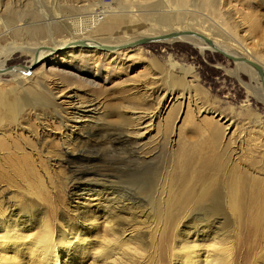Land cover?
<instances>
[{"label":"rangeland","instance_id":"374dc122","mask_svg":"<svg viewBox=\"0 0 264 264\" xmlns=\"http://www.w3.org/2000/svg\"><path fill=\"white\" fill-rule=\"evenodd\" d=\"M156 1L0 0V50L18 49L5 66L25 69L32 59L27 50L82 36L15 37L2 19L6 6L19 13L20 28L76 16L80 5L86 14L107 7L114 14L83 35L115 45L165 29L151 20ZM182 1L159 6L188 17L173 28H205L264 65V0H215V9L207 0L184 7ZM176 2L182 7H172ZM136 46L118 54L61 50L33 64L23 80L0 75V264H41L35 258L44 248L53 255L42 264H207L212 257L218 264H264V96L257 75L192 41ZM161 94L171 95L164 112L138 141L131 116L158 111ZM89 102L97 103L99 116L71 132L74 105ZM115 129L133 133L131 143L111 142ZM135 143L149 163L136 162ZM87 147L115 162L107 174L117 182L113 191L127 199L123 206L105 195L93 207V194L78 189L71 155Z\"/></svg>","mask_w":264,"mask_h":264},{"label":"bare ground","instance_id":"6f19581e","mask_svg":"<svg viewBox=\"0 0 264 264\" xmlns=\"http://www.w3.org/2000/svg\"><path fill=\"white\" fill-rule=\"evenodd\" d=\"M164 1H166V0H159V1L157 0L154 4L150 5V7L152 9H156L157 10V12L155 11L156 13L154 14L153 18L151 19L152 21H154L153 24H155L156 26H159V27L162 26V28L163 29L165 28V29L160 31L159 33H155L154 32V33H151V34H147V36L157 35V34H160V33H166V32H169V31H180V30H185V29L192 30V31H194L196 33L201 34L205 38H208L212 42V44L214 46H216V47H218V48H220V49H222V50H224V51H226V52H228L230 54H234V55L237 54L239 56H244L247 59L252 60V61L260 64L262 66V68H263V71H264V65L261 64L260 62H258L257 59H255L254 57L249 56L246 53V51L242 50V48H241L242 46L241 47H237L236 46L235 49L229 48L228 46H226V45L220 43L218 40H216L215 37H213V35L210 33V31L206 30L205 28H202V27H201V29H195V28H192V27H185V28H180V29L173 28L172 25H170V24H172V23L180 24L181 22L186 20L188 17H186L185 13L183 11H180L179 9L176 10V11H172L170 8H168L167 10H162V9L159 10V6H161ZM187 1H188V3H190V0H183L182 4L183 3L186 4ZM195 1L197 2L199 0H195ZM202 1H204V0H202ZM191 3H193V2H191ZM171 4H174V3H171ZM176 4H178V2H176L174 5H172V7H176V8L182 7V4L181 5H179V4L176 5ZM184 4H183V7L185 6ZM205 4L208 7H210L211 9H215L216 8V1L215 0H207V2L205 1ZM100 5L103 7L102 4H100ZM84 7H85L84 5L76 6L77 10H79V13L76 14V16L73 15L72 17H68V18H59L58 20H57V17H53L52 19L49 18L50 20L48 19V22H46V23L44 22L42 26L27 24L26 22L24 23V21H23L24 24H23L22 28L18 27L17 22L19 20H18L17 17H19V13L15 12L12 9H9V7H7V6L4 7V11H3L4 13H6L5 14L6 16L4 18H2V19L5 20L4 21V25H7V26L11 27L10 32L12 31L11 33H13V35L15 37L18 36L19 34H22V35L24 34L28 39H33V38L39 37V36L44 35V34L51 35V33H55V32H58V31H64V32H66L69 35H75V36H76V34L82 35L78 39L83 40L84 41V45L74 44L75 40H72L74 38L71 37L72 39H69L71 41H69L67 39L66 41L63 40V41H61V42H59L57 44L54 43V46L53 47H49L48 49L27 50L28 53H30L31 56H32L30 64H36V63L44 64L47 61L46 58L48 56H50L51 54H53L54 52H58V51H61V50L65 51V50H68V49H71V48H72V50H73V48H75L74 49L75 51H81V53L82 52L95 53L96 52L95 50H99V51L101 50L103 52H115L114 54H118L119 48H112L111 50L98 49L96 47L97 44H105V45H110V44H106L105 42L100 41L98 39H92V38L84 37V35H83V34L89 32L91 30H94L96 28V26L101 25L103 23V21L105 19L109 18L111 16V14H114V12L108 11L107 7H103L102 10L99 11V12H90V13L86 14L85 13L86 8H84ZM163 7L165 8V6H163ZM32 14H31V16H32ZM186 14H187V12H186ZM245 20L248 21L247 17H245ZM251 23H253V22H251ZM17 28H19V29H17ZM159 30H161V28ZM10 32L8 31L6 33H10ZM133 39H136V38H132V39H130V41L133 40ZM173 39H181V40H184V41H192L194 44L199 46V48L201 50H212V48L209 47L202 39H200L198 37H195V36L180 35V36H177L176 38H173ZM168 40H171V39H168ZM117 43L118 42H115V45H112V47L121 44V43H118V44ZM132 48L138 50L139 46H133ZM16 49L17 48H15L13 46H7V47L2 48L0 50V59L4 60V61L3 60L0 61V70H1L0 71V75L9 73L12 77H14V78H16L18 80L19 79L23 80V79H25V76L29 77V75L31 74L30 70H28L29 67L25 68V66H21V67H23L25 69H20L18 67L13 66L12 69H10V70H4L5 69V61L7 59H9L10 56L15 51L18 50V49L17 50ZM120 49H122V48H120ZM116 51H118V52L116 53ZM106 54H108V53H103L100 56L104 57V56H106ZM235 63H237V64H239L241 66H244V67L246 66V67L250 68L251 70H253L251 67H249L246 64L239 63V62H235ZM253 72L255 73L254 70H253ZM144 86H146V85H144ZM144 89H146L145 91H148L147 88H144ZM169 96H171V95L170 94H163L162 95V97L160 99L163 100V98H164V100L162 101L163 104L161 105L160 109L158 111H156V112H154V111H152V112H150V111H137L136 113L132 114L131 119L134 121V125H135L136 129L139 130V132H142V133H140V135L138 134L139 132H137V134L139 136H137V134L134 133L136 135V136L133 135V136H135V139L140 141L141 140L140 136H142V137L145 136L148 133L146 131H151L152 128H154L153 126H154L155 121L159 120L160 117L162 116V113L164 112V109H165V107H164L165 105L164 104L167 101H169V99H168ZM172 99H173V97L170 99V101ZM10 104H12V103H10ZM80 104L81 103H78L77 105H74V109H73L74 112L71 113V121L73 123H75V125L72 128L70 127L69 129L73 133L77 132V130H79V129L89 128L90 125H92V123H94V117L97 116V115L99 116L98 111L100 109L97 106L96 102L95 103L89 102L88 104H82V105H80ZM7 107L13 108L11 105H7ZM97 123H99V122H97ZM97 123H95L94 125H98ZM123 131H124L123 129H115V130H113L111 133L108 134L109 140L111 139V142H113L116 145L125 144V143L129 144V142L131 143V139H132L131 138V134H133V133L129 134L127 132L124 133ZM86 135H87V133H86ZM113 137H115V138L113 139ZM138 143H135L136 145L132 149L133 153L135 155H137L136 162H139L140 164L141 163H143V164L149 163V161H151L150 157H145V156L142 157L141 156L140 151H142L143 148L140 145H138ZM100 150H102V149H100ZM105 151H107V150H105ZM71 156H72V159L76 162V166L74 168H72V174L74 175L75 179L77 181H79L78 189L81 190V191H84V193H86V194H93L92 196H93L94 199L91 198L92 200H90V201L94 202V204H92L91 206L99 208L100 207L99 205L103 204L100 201L103 200V198H104L103 196H105V195L111 196L109 199H106V201H109V203H111L112 206L113 205L116 206V207L117 206H123V202L125 200H127V199H124L125 196L121 195L119 192L113 191L114 190L113 188H115L117 182L111 181L109 179V177H108V174H107L108 173L107 172L108 169L112 168L111 166L115 163L111 159L110 156H107L103 152L97 151V149L92 148V147L91 148L87 147V148L78 149ZM99 185L100 186H105L109 190L106 191L104 194L103 193H99L98 189H96V186H99ZM90 187H95V188H90ZM142 187H143L144 190H150L153 187V184H149V185H147V184L144 185L143 184ZM120 189L121 188H119L118 190H120ZM113 192L118 194V195L117 196L113 195ZM88 196L91 197V195H88ZM7 233L9 234L10 231L7 232ZM1 238H2V236H1ZM46 239H48V238H46V236L44 238H39L38 242L44 243V244H42L43 245L42 248L45 245H47ZM12 240H13L15 246H18L19 244L21 246V243H23V240H21V238L17 237V236H14ZM213 246L214 245L207 246L204 251L206 253H211V248ZM64 247H68V246L65 244ZM44 249L45 250H43V252H41V254H37L38 256H36V258H35L41 264L47 262V260H46L47 259V254H48V256L51 255L48 249L47 250H46V248H44ZM210 256H213V255L210 254L208 257H210ZM208 257H207V259H208ZM52 260L56 262L58 260V257L56 255H54L52 257ZM218 263H219V261L215 257H212L210 260H207V264H218Z\"/></svg>","mask_w":264,"mask_h":264},{"label":"water","instance_id":"95a60500","mask_svg":"<svg viewBox=\"0 0 264 264\" xmlns=\"http://www.w3.org/2000/svg\"><path fill=\"white\" fill-rule=\"evenodd\" d=\"M180 35L198 37V38L202 39L209 47H211L212 51L219 54L220 56H222V57H224V58H226L232 62L243 63V64H246L249 67H251L258 76V79L260 82V88H261L262 94L264 96V71H263V68L260 64L254 62L252 60H249L244 56H239L237 54L236 55L230 54V53L214 46L208 38H205L201 34L196 33L192 30L185 29V30H180V31H169L166 33H160V34L152 35V36H141V37H137L136 39H133L131 41L121 43V44L114 46V47H112V45H105V44H97L96 47L98 49H103V50H111L112 48H119L120 49V48H125V47H131V46L146 44V43H150V42H160V41H164V40H168V39H173V38H176L177 36H180ZM74 44L84 45V41L80 40V39H76L74 41ZM48 48H49L48 46H39L38 48H36V50H42V49H48ZM32 65L33 64H31L29 66V68H31ZM12 67H13L12 65H7V66H5L4 70H10V69H12ZM29 68H28V70H30Z\"/></svg>","mask_w":264,"mask_h":264}]
</instances>
